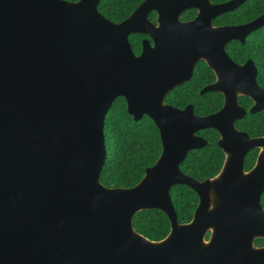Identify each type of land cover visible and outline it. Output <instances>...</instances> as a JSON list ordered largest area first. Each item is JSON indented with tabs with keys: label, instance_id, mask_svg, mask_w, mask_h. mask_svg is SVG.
I'll use <instances>...</instances> for the list:
<instances>
[{
	"label": "water",
	"instance_id": "1",
	"mask_svg": "<svg viewBox=\"0 0 264 264\" xmlns=\"http://www.w3.org/2000/svg\"><path fill=\"white\" fill-rule=\"evenodd\" d=\"M99 1L0 0V264H264V247L253 243L264 239V136L235 127L247 112L238 97H248L255 114L264 111V89L253 62L238 65L224 50L264 26V12L215 27L216 16L246 0H143L116 23L98 11ZM187 9L196 16L181 21ZM130 34L152 44L143 39L135 55ZM199 60L215 74L200 93L223 96L205 116L164 100ZM119 96L133 120L154 122L161 141L157 160L131 188L99 181L104 118ZM206 128L218 132L224 159L200 181L180 164L206 145L196 134ZM179 184L198 197L187 223L177 221L170 197ZM147 209L169 220L159 241L133 228L134 215Z\"/></svg>",
	"mask_w": 264,
	"mask_h": 264
},
{
	"label": "trees",
	"instance_id": "2",
	"mask_svg": "<svg viewBox=\"0 0 264 264\" xmlns=\"http://www.w3.org/2000/svg\"><path fill=\"white\" fill-rule=\"evenodd\" d=\"M76 2L78 0H66ZM143 0H100L98 11L112 22H120L127 18ZM228 0H211L224 2ZM264 12V0H246L234 11L222 14L217 23L241 24L249 22ZM155 12L149 14L154 20ZM196 10L184 11L182 20L192 19ZM148 36L130 34L128 39L135 55L141 52V41ZM228 54L238 64L250 59L257 68L256 81L264 88V27L252 32L244 44L232 41L227 46ZM213 74L200 61L191 79L175 87L165 95V102L176 108L193 105V111L198 116L216 112L222 106L223 97L216 92L200 94V89L213 80ZM239 103L248 110L251 100L240 97ZM237 129L244 131L250 137L264 136V111L246 115L235 123ZM202 136L206 145L189 151L180 165V170L196 180H204L218 173L223 162V153L217 145L218 132L213 128H206L197 132ZM105 160L99 173V181L106 187L131 188L143 177L147 167L153 165L161 151L159 131L154 122L147 116L140 120H133L126 109V102L122 96L116 97L108 109L103 124ZM256 149L247 153L244 159V169L248 170L255 162ZM172 205L179 223L191 220L198 204L195 192L185 185H175L170 189ZM260 202L264 208V192ZM132 225L142 236L159 241L169 232L170 224L167 216L158 209H147L137 212ZM256 244L263 243L262 239L255 240Z\"/></svg>",
	"mask_w": 264,
	"mask_h": 264
},
{
	"label": "flooded vegetation",
	"instance_id": "3",
	"mask_svg": "<svg viewBox=\"0 0 264 264\" xmlns=\"http://www.w3.org/2000/svg\"><path fill=\"white\" fill-rule=\"evenodd\" d=\"M210 1H211V0H210ZM228 1H229V0H228ZM224 2H227V1H224ZM224 2H216V3H213V2H212V3H213V4H220V3H224ZM240 6H241V5H240ZM187 10H189V9H187ZM194 10H195V9H194ZM234 10H235V9H234ZM234 10H233V11H234ZM184 11H186V10H184ZM184 11H183V12H184ZM151 12H154V11H151ZM151 12H150V13H151ZM183 12H182V13H183ZM231 12H232V11H231ZM150 13H149V14H150ZM182 13H181V14H182ZM196 13H197V12H196ZM226 13H229V12H226ZM155 14H156V12H155ZM181 14H180V16H181ZM223 14H225V13H223ZM221 15H222V14L216 16V17L213 19V21H212L213 26H215V27H218V26H237V25H242V24L248 23V22L241 23V24H222V23H217V22H216V21H217L216 19L219 18V16H221ZM180 16H179V18H180ZM195 16H196V15H195ZM195 16H194V17H195ZM194 17H193V18H194ZM148 18H149V15H148ZM193 18H192V19H193ZM155 19H156V15H155L154 20H151V19L149 18V20L152 21L153 23H155ZM192 19H188V20H192ZM254 19H255V18H254ZM180 20H181V21H188V20H182L181 18H180ZM249 22H250V21H249ZM261 27H264V26H261ZM261 27H260V28H261ZM260 28H259V29H260ZM257 30H258V29H257ZM257 30H255V31H257ZM253 32H254V31H253ZM251 33H252V32H251ZM251 33L247 34V35L244 37L243 42H239L238 40L233 39V40L228 41V42L225 44V46H224L225 53L228 55V57H229L232 61H233V59H232V58L230 57V55L228 54V50H227V46H228V44H229L230 42H232V41H237V42H239V43H241V44H244L246 38H247ZM143 35H144V34H143ZM146 36H147V35H146ZM143 39H147V40L152 44V41H151V39H150L149 37H148V38H143ZM143 39H142V40H143ZM141 43H142V41H141ZM138 55H139V54H138ZM248 60H250V59H248ZM248 60H246L245 62H247ZM200 61H202V62L207 66L206 62L203 61V60H199V61L196 63V65H197ZM250 61H251V60H250ZM233 62L236 63L235 61H233ZM245 62H244V63H245ZM251 62H253V61H251ZM244 63H242V64H244ZM236 64H238V63H236ZM242 64H238V65H242ZM253 64H254V63H253ZM196 65H195V67H196ZM254 66H255V65H254ZM195 67H194V69H195ZM207 68H209V67L207 66ZM255 68H256V66H255ZM209 69H210V68H209ZM210 70H211V69H210ZM193 71H194V70H193ZM256 71H257V68H256ZM211 72H212V74H213V76H214V77H213V80L210 81L209 83L205 84L204 86L210 84L211 82H213V81L215 80V74H214V72H213L212 70H211ZM192 75H193V72H192ZM256 76H257V74H256ZM191 77H192V76H191ZM191 77H190V79H191ZM190 79H189V80H190ZM255 79H256V78H255ZM189 80H188V81H189ZM186 82H187V81H186ZM256 82H257V81H256ZM183 83H185V82H183ZM183 83H182V84H183ZM182 84H180V85H182ZM257 84H258V82H257ZM258 85H259V84H258ZM178 86H179V85H178ZM204 86H203V87H204ZM259 86H260V85H259ZM176 87H177V86H176ZM203 87H202V88H203ZM260 87H261V86H260ZM202 88H201V89H202ZM261 88H262V87H261ZM201 89H200V90H201ZM263 89H264V88H263ZM199 93H200V91H199ZM205 93H207V92H205ZM216 93H218V92H216ZM200 94H201V93H200ZM203 94H204V93H203ZM219 94H220V93H219ZM221 95H222V94H221ZM222 97H223V96H222ZM240 97H245V96H239V97H238V101H239V98H240ZM247 98H248V97H247ZM239 104H240V103H239ZM170 105H171V104H170ZM191 105H192V104H191ZM222 105H223V103H222ZM240 105H241V104H240ZM251 105H252V101H251ZM251 105H250V106H251ZM186 106H187V105H186ZM192 106H193V105H192ZM241 106H242V105H241ZM250 106H249V107H250ZM221 107H222V106H221ZM221 107H220V108H221ZM242 107H243V106H242ZM220 108H219V109H220ZM179 109H181V108H179ZM245 109H246V108H245ZM248 109H249V108H248ZM246 110H247V109H246ZM217 111H218V110H217ZM193 112H194V111H193ZM247 112H248V110H247ZM247 112H246V113H247ZM213 113H214V112H213ZM248 113H249V112H248ZM194 114H195V113H194ZM211 114H212V113H211ZM249 114H250V113H249ZM208 115H209V114H208ZM245 115H246V114H245ZM245 115H244V116H245ZM204 116H205V115H204ZM244 116H243V117H244ZM243 117H242V118H243ZM242 118H241V119H242ZM241 119H239V120H241ZM239 120H238V121H239ZM236 122H237V121H236ZM236 122H235V123H236ZM235 127H236V126H235ZM238 130H239V129H238ZM239 131H242V130H239ZM197 132H198V131H197ZM197 132H196V134H198ZM243 132H244V131H243ZM246 134H247V133H246ZM198 135H199V134H198ZM218 135H219V134H218ZM199 136H200V135H199ZM201 137H202V136H201ZM256 137H260V136H256ZM202 138H203V137H202ZM218 138H219V137H218ZM204 140H205V139H204ZM254 149L257 150V152H256V156H255V161H256V158H257L258 153H259V149H257V148H254ZM251 150H253V149H250L249 151H247V153H249ZM221 151H222V150H221ZM188 153H189V152H188ZM222 153H223V152H222ZM247 153L245 154L244 159H245ZM186 156H187V155H186ZM223 156H224V155H223ZM185 158H186V157H185ZM223 159H224V157H223ZM244 159H243V167H244ZM183 161H184V160H183ZM254 164H255V162H254ZM254 164H253V166H254ZM180 165H181V164H180ZM253 166H252V167H253ZM252 167H251V168H252ZM220 168H221V167H220ZM251 168H249L248 170H250ZM248 170H245V171H248ZM201 181H202V180H201ZM263 192H264V190H263ZM263 192H262V193H263ZM261 195H262V194H261ZM261 195H260V198H261ZM260 204H261V202H260ZM261 207H262V205H261ZM262 208H263V207H262ZM263 209H264V208H263ZM208 237H209V233L206 234L205 239L207 240ZM255 240H257V239H255ZM255 240H254V242H253L255 247H264V239H262V240H263V243H260V244H256V243H255Z\"/></svg>",
	"mask_w": 264,
	"mask_h": 264
}]
</instances>
